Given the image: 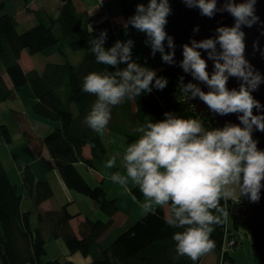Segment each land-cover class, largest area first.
<instances>
[{
  "label": "clouds",
  "instance_id": "9594fccd",
  "mask_svg": "<svg viewBox=\"0 0 264 264\" xmlns=\"http://www.w3.org/2000/svg\"><path fill=\"white\" fill-rule=\"evenodd\" d=\"M189 8H198L202 16L212 18L217 12H228L234 18L231 27L220 26L214 38L191 40L182 46L183 59L179 66L184 73L207 86L184 83L181 76L178 88L188 99L198 98L214 114H237L240 124L226 123L222 128L205 130L198 119L183 118L165 112L164 119L154 121L145 115L131 129L139 134L132 142L120 137L123 153L115 152L104 165L123 171L112 172L108 179L125 193L138 188L143 201L133 194L132 200L147 215L159 206L167 210L165 223L175 229L173 234L178 257L186 256L193 262L210 253L215 241L210 238L215 226L223 225L229 217L228 203L247 197L252 203L261 199L264 189V150L257 147L253 131L264 132V114H253V109H264L252 92L264 83V76L245 58V33L242 27H252L259 21L255 12L257 0H225L217 7V0H183ZM169 0H148L138 3L134 15L123 22L125 30L131 25L146 34L145 43L151 55L161 54L162 61L175 64L173 37L165 31L171 14ZM199 27L194 28L198 32ZM107 30L90 39L89 51L98 64L108 70L92 72L84 77L82 90L94 95L95 101L83 123L97 134L106 145L116 139L106 136L112 119V109L126 100H136L153 88L163 90L168 81L158 77L155 70L141 66L132 58L134 41L117 40L105 48ZM165 41L170 51H165ZM219 45V50L217 49ZM255 47V45H254ZM203 49L213 61L211 74L202 58ZM124 64L126 67L121 68ZM112 69V70H109ZM230 77L241 81L239 89H229ZM223 202V203H222Z\"/></svg>",
  "mask_w": 264,
  "mask_h": 264
},
{
  "label": "trees",
  "instance_id": "16d2710c",
  "mask_svg": "<svg viewBox=\"0 0 264 264\" xmlns=\"http://www.w3.org/2000/svg\"><path fill=\"white\" fill-rule=\"evenodd\" d=\"M20 1L23 4L30 2ZM144 1L119 0L125 19L134 15L137 4ZM177 1L169 0L170 7H174ZM61 2L63 6L56 19L44 12L35 11L39 24L24 33L19 32L15 15L3 13L6 5L4 2L0 3V102L15 99L21 93L26 100L31 101V110L36 116L58 124L40 142L51 157V160H47L38 153L44 170L50 172L56 169L69 190L90 198L109 219L94 221L87 217L79 225V234H76L72 221L78 214L73 215L69 205L59 210L41 209L40 206L45 201L54 198L55 192L50 182L45 178L38 179L32 167L26 166L22 173L24 191L20 193L8 176L0 157V264H45L42 258L47 254V241L58 238L64 239L71 253L79 251L85 257L91 256L93 261L90 264H200L207 254L196 262L186 256H177L172 237L176 231L182 229L169 227L164 219L167 213L160 207L132 224L110 244H102L101 239L113 227L118 209L116 200L109 198L101 185L92 187L78 168V164L83 163L95 169L107 154L101 138L83 123L96 97L83 92L82 87L86 75L100 72L95 55L89 51L90 39L97 37L101 30H107L104 46L106 49L111 47L117 41L116 25L103 8L101 14L94 16L89 12H79L74 0ZM169 18L170 15L167 17L168 22ZM167 25L165 31L168 33ZM57 26L59 33L56 35L53 27ZM129 28L132 26L129 25ZM49 48H57L64 62H49L42 72L38 69L26 72L22 68L21 57L24 52L37 55ZM68 51L84 52L78 65L72 63ZM120 67L126 65L121 64ZM5 73L11 80V89L4 80ZM156 74L167 79V87L163 90L153 88L151 93H144L136 100H126L114 107L108 130L122 132L132 142L139 135L129 132V126L134 128L137 122L143 123L145 115L151 116L154 121L162 120L165 112H173L185 119H198L205 130H211L209 120L202 112L196 111L190 99L180 93L178 81L170 73L167 63L164 62V69ZM17 115L24 138L30 144L34 135L27 129L22 115ZM0 137L6 144L12 143L14 139L9 126L1 122ZM86 146L91 148L90 159L84 154ZM133 193L138 200L143 197L138 188ZM24 194L33 197L38 208V226L35 229L31 227L32 213L21 208ZM240 204L241 202L229 201L227 222L215 226L210 236L216 245L212 252L219 253L218 264L227 234L226 228L229 235L236 237L238 242L239 230L243 229L249 235L241 221L236 218ZM232 251L229 250L225 255V262L228 264H236ZM46 264L75 263H61L57 260Z\"/></svg>",
  "mask_w": 264,
  "mask_h": 264
},
{
  "label": "crops",
  "instance_id": "0c3cea01",
  "mask_svg": "<svg viewBox=\"0 0 264 264\" xmlns=\"http://www.w3.org/2000/svg\"><path fill=\"white\" fill-rule=\"evenodd\" d=\"M6 1L7 0H0V3L4 2L6 4ZM101 1H104L106 3L107 11L109 13V18L117 27V30H116L117 40L126 41V40L130 39V36L129 37L127 36V33H126L127 30H125L123 27V22L126 21V19H125V16L123 14V11H121V8L119 6V0H74V2L76 4V8L78 9L79 12H81V13H85V12L88 13L89 12L91 15H94V16H98L99 14L102 13V7L100 4ZM18 2H20V1H18ZM20 4L21 5L18 6V10L21 9V6L24 8L25 7L32 8L33 5H36V9H35L36 11L44 12V14L45 13L49 14L51 17H53L55 19L60 14L59 12L63 6V2H61V0H30V2L28 4H23V2L22 3L20 2ZM144 4H147V0L144 1ZM34 8H32V9H34ZM19 16H21L20 13H19ZM19 16H15L16 19ZM128 29H131L132 33H130V34H131V36H132V34H134L136 36L138 43L143 39L144 36H146L145 33L140 32L133 27L132 28L128 27ZM118 31H120L122 33V36L120 35V32H118ZM119 35H120V38H119ZM70 53L71 52H69L68 55ZM41 54H43L45 57H47L51 60H53L52 58L58 57V55H59L62 59V60H60L59 63L64 62V58L60 55L57 48H49L46 51L42 52ZM22 56H23V54H22ZM132 58H133V60H136V61L140 60V62L143 64V66H146L152 70H155L156 72L164 69V62L162 61L161 54L159 52H157L155 56H152L151 55V49L149 46L144 47V50L142 53H141V51L138 52V54L133 53ZM46 65H47V63L45 64V66ZM97 65H99L100 72L108 70L106 68V66H103V65L98 64V63H97ZM109 70H112V69H109ZM27 71H30V70H27ZM3 77H4V80H6L8 87L11 89L12 83H11V80H9L7 74L5 73L3 75ZM25 101H28L26 108L30 107V111H32L31 110V101L26 100V98H25ZM32 114H33V116L31 115L30 120L35 122L37 124V126H39V130L41 129V131H43L44 134H42L41 132L40 133L37 132V130H38L37 127H35V129H33L31 126V122H28V120L24 118V121L26 122L27 129L30 130V132L33 133V135H34L33 141L30 142V144H29V143H27L26 139L23 136V133L21 132V138L23 139V142H25V144H28L31 148L30 152H25V154H27V158H28L27 162L31 161L32 159H35V160L39 159L40 160V156L38 153H40L47 160H51L50 153H48L46 148H43L41 146L40 142H41L42 138L51 134V132L58 126V124L53 122V121L50 122V121L44 120L42 118H39L38 116H36L34 114L33 111H32ZM22 117H23V115H22ZM132 128H131V126H129L128 131L131 132ZM106 136H110V137L115 138L116 143L111 144V145H106L104 143L105 147H106L107 154L100 161V163L97 165V167L95 169H92V168L88 167L86 164L84 165L83 163H80V164H78V168H79V171L81 174H83L81 172V168L84 171L86 170L87 173L92 174L95 182H91L87 178V176L83 174L84 178H86V180L88 181L89 184H91L93 187H96L97 185H101L104 188L105 193L108 195V197L116 200L118 211L114 217L113 227L101 239L102 244L107 245V244H110L115 239H117L118 236H120V234L122 232H124L127 228H130L132 226V224L141 220V218L144 217L145 215L142 214V211L139 208V206L136 203H134L132 200V195L134 194L133 190L136 188H133L131 193H125L124 190L119 185L114 184L110 179H108V176L112 172L123 171V169L119 168V167H116L113 169H107L104 166L106 164L107 160L110 158V156L113 153H115V152H120L121 154L123 153V148L121 147L122 141L120 140V137H126V136L122 132H117V131L114 132L111 130L107 131ZM127 142H129V139H127ZM84 152H85L84 154L87 158L90 159L92 157V152H91L90 146H86L84 148ZM28 164H26V166H30V167L32 166L34 174L37 176L38 179L45 178L51 184L50 179L46 175L49 172H46L44 169L41 170V167L39 168L38 166H37L38 171H36L34 165H32L30 163H28ZM24 166L25 165L20 164L19 169H17L15 171L16 174H14V176H16V179H13V177H11V175L7 171L8 176L10 177L12 183L14 185H16V187L19 188L20 193H22L24 191V188L22 187V183H23L22 173L24 170ZM51 175H52V179H53V177L56 178L58 185L61 189L60 192L63 196L61 195L62 196L61 200H58L59 196H57L56 187H55V185H53V182H52L51 185L53 186V189L55 192L54 198L51 200L45 201L44 204H42L40 206L43 211L44 210H59V209L63 208L65 205H69L70 206L69 207L70 212L73 215L78 214V217H76V219H74L72 221V227L74 228V231L76 232V234H79V230H80L79 225L83 221H85V219H87V217L91 218L94 221H98L97 220L98 218H92L91 216H89V214L82 213L81 211H78L77 209L75 210V208H76L75 203H76L77 198L74 197L73 195H71L70 190L63 183L62 178H61L60 174H58L56 169H53V171H51ZM24 195H26V194H24ZM67 196H70V197H67ZM140 201H143V197L140 199ZM90 206L92 207V209H93L92 213H95L94 214L95 216L100 217L99 219H101V220L108 221L109 217L107 216L106 219H104V217L106 215L103 212H99L100 209H99L98 205H96L92 201ZM158 207L159 206L155 207L154 210ZM21 208H23V201H22ZM23 210L29 211V210H26L24 208H23ZM36 212H38V208H37ZM165 212L167 213L166 209H165ZM242 233L243 232H241V231L238 232V235H239L238 237L240 239L239 242L241 244L239 249L233 250L231 253H232V256L234 258V262L236 264H246L244 257H247V256L249 257V261H247V262L249 264H252L251 263V260H252L251 255H253V252L246 250L244 253L241 250L245 244V242H244L245 238H248L246 236L247 234L245 232H244V234H242ZM244 236H246V237H244ZM218 261H219V253L217 254L216 252L211 251L210 253L207 254V256L202 260V262L200 264H218ZM253 263L257 264V262H253Z\"/></svg>",
  "mask_w": 264,
  "mask_h": 264
},
{
  "label": "water",
  "instance_id": "95a60500",
  "mask_svg": "<svg viewBox=\"0 0 264 264\" xmlns=\"http://www.w3.org/2000/svg\"><path fill=\"white\" fill-rule=\"evenodd\" d=\"M225 0H217V7L223 6ZM237 3L241 0H236ZM176 11L170 16L167 25L168 35L173 37L175 44V64L167 67L172 75L179 81L181 76L184 77V83L191 81L198 83L202 90L208 91V88L203 83H200L192 78L188 73H184L179 66L183 59L182 46L185 43L190 45L191 40L200 41L206 38H214L217 33L216 29L220 26L231 27L234 25V18L228 12H217L214 17L209 18L202 16L198 8H189L183 0H178L176 3ZM256 15L259 21L252 27H242L245 33V58L249 61L254 69L264 76V0H257L255 5ZM199 27L198 32H194V28ZM255 45V47H254ZM219 50V45H217ZM165 51H170L167 47ZM201 52L202 58L207 61V71L209 74L213 71V61L208 59L207 52L203 49H198ZM241 81L234 77H230L227 83L229 89H239ZM253 97L264 105V83H261L259 88L252 92ZM195 105L196 111L201 113L209 120L211 128H222L226 123L240 124L237 114H229L220 116L212 113L207 106L198 98L190 99ZM253 114H264V109L258 112L253 109ZM253 139L257 140V147L264 150V132L254 130ZM241 204L238 208L236 216L251 236L253 252L257 264H264V189L261 190V199L257 203L250 202L247 197H241Z\"/></svg>",
  "mask_w": 264,
  "mask_h": 264
},
{
  "label": "rangeland",
  "instance_id": "374dc122",
  "mask_svg": "<svg viewBox=\"0 0 264 264\" xmlns=\"http://www.w3.org/2000/svg\"><path fill=\"white\" fill-rule=\"evenodd\" d=\"M18 1L20 0H7L5 4L6 9H4L2 12L5 14L15 15V16H19V13H20L21 16L17 17V22L19 26L18 30L19 32L24 33L26 30L32 29L37 24H39V18L37 15L34 14L36 11L35 10L36 5H33L32 8L35 7L34 9L27 8V7L24 8L21 6V9L18 10V6L21 5L20 4L21 1L20 2ZM147 3H148V0H147ZM53 28L57 35V33H59V26L53 27ZM126 33H127V36L128 37L130 36V39L134 41V46L132 48V54L133 53L138 54V52L140 51L142 53L144 50V47L148 46L145 43L147 37L144 36L143 39L138 43L136 36L134 34H132L131 36L130 34L132 33L131 29H127ZM120 35L122 36L121 32H120ZM120 35H119V38H120ZM69 56H70V60L72 61V63H74L75 65H78L84 57V52L79 51V53H70ZM52 59L53 60L45 57L41 53H38L37 55H30L29 52L26 51L23 53L22 60H21V66L26 71L38 69L40 72H42L45 68L46 63L48 64L49 62H51V63L59 64L60 60H62L59 55L58 57H55ZM27 104H28V101H25V97L21 93L17 94L16 99H8L7 101L0 102V122L9 126L10 131L11 133H13V138H14L12 143L6 144L3 138L0 137V157L3 162V165L6 167L7 171L9 172L11 177H13V179H16V176H14V174H16L15 171L19 169L20 164L25 165L24 166L25 168L26 164L30 163L35 166L36 171H38L37 166L39 168L41 167V170L44 169L43 164H41V161L39 159L37 160L32 159L31 161L27 162L28 158L25 152H30L31 148L28 144H25V142H23V139L21 138L22 128H21L20 122L18 121L17 113H20L21 115H23V118L27 119L28 122H31V126L33 129L37 127L38 129L37 132L39 133L41 132L42 134H44V132L41 131V129L39 130V126H37L35 122L30 120L31 115L33 116V114H32V111H30V107L26 108ZM81 172L84 175H86L87 178L91 182H95L92 174L87 173L86 170L84 171L82 168H81ZM46 175L50 179L51 184L53 182V185H55L56 190H57V196H59L58 200H61L63 195L60 192L61 189L58 185L56 178L53 177L52 179L51 171ZM70 193L71 195L77 198L76 203H75V206H76L75 210L77 209L78 211H81L82 213L89 214V216H91L92 218H98V219L100 218V217L95 216L94 215L95 213H92L93 209L90 206L92 201L90 198H88L87 196L81 195L76 191L74 192L70 190ZM67 197H70V196H67ZM23 208L26 210H29L32 213L31 227L32 229H35L38 226V218H37L38 213L36 212L37 207H36L34 198L28 195H24ZM99 212H102V211L99 210ZM106 217L107 216H105L104 219H106ZM230 225H232L231 220H230ZM239 231L243 232L242 234H244L245 232L243 229ZM246 236L248 238H245V241H244L245 244L241 250L244 253L246 250L253 252L251 236L250 235H246ZM45 250H47V254L43 256L42 258V261L45 264L47 262H55L57 260L60 261L61 263H67L68 261H72L75 264H90L93 261L91 256L85 257L79 251L78 253H71L68 247L66 246L64 239L62 238H58L56 240L48 239ZM244 259L246 261V264H249L247 262L249 261V257L248 256L244 257ZM251 259H252L251 263L254 264L253 262H256L255 252H253V255H251Z\"/></svg>",
  "mask_w": 264,
  "mask_h": 264
},
{
  "label": "built area",
  "instance_id": "2783aa9c",
  "mask_svg": "<svg viewBox=\"0 0 264 264\" xmlns=\"http://www.w3.org/2000/svg\"><path fill=\"white\" fill-rule=\"evenodd\" d=\"M101 7L104 9V11H107V6L105 5V3L103 1H101ZM176 5L174 7H171L172 9V12L170 14V16L172 14H174V12L176 11ZM108 12V11H107ZM116 30H117V27H116ZM137 63H139L141 66H143V64L140 62V60H137L136 61ZM240 200L236 201L235 203H239ZM227 234L224 238V245H223V248H222V251H221V258H220V262L219 264H228V262H225V255L229 252V250H235V249H239L240 247V242H238V240L236 239V237H231L229 234V232L227 231V228H226V231ZM230 264V263H229Z\"/></svg>",
  "mask_w": 264,
  "mask_h": 264
}]
</instances>
